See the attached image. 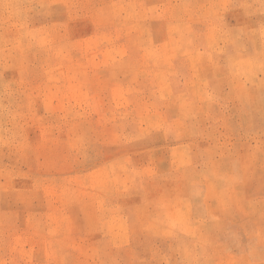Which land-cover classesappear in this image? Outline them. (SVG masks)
<instances>
[{"label":"rangeland","instance_id":"374dc122","mask_svg":"<svg viewBox=\"0 0 264 264\" xmlns=\"http://www.w3.org/2000/svg\"><path fill=\"white\" fill-rule=\"evenodd\" d=\"M0 264H264V0H0Z\"/></svg>","mask_w":264,"mask_h":264}]
</instances>
